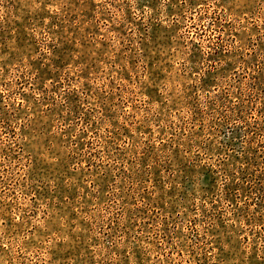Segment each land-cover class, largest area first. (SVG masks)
Here are the masks:
<instances>
[{
	"label": "rangeland",
	"instance_id": "1",
	"mask_svg": "<svg viewBox=\"0 0 264 264\" xmlns=\"http://www.w3.org/2000/svg\"><path fill=\"white\" fill-rule=\"evenodd\" d=\"M0 264H264V0H0Z\"/></svg>",
	"mask_w": 264,
	"mask_h": 264
}]
</instances>
